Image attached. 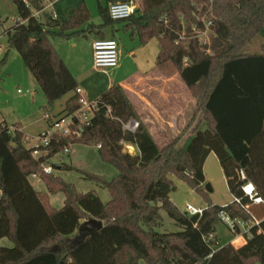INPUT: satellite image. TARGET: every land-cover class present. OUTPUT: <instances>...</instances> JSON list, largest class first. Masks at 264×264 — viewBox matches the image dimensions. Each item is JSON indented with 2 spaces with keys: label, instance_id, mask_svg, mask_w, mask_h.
Instances as JSON below:
<instances>
[{
  "label": "trees",
  "instance_id": "obj_1",
  "mask_svg": "<svg viewBox=\"0 0 264 264\" xmlns=\"http://www.w3.org/2000/svg\"><path fill=\"white\" fill-rule=\"evenodd\" d=\"M13 1L19 21L5 33L48 106L79 87L53 40L86 33L105 38V28L125 22L124 30L143 46L158 38L157 67L167 77L179 73L196 100L186 129L202 117L184 145L186 129L160 147L142 122L135 133L124 132L120 122L107 115L111 106L116 116L138 119L124 88L114 84L98 97L91 124L73 128L80 135L55 133L43 148L47 154L39 159L33 156L34 148L25 145L23 131L12 133L0 126V241L13 242L10 247L0 245V264H264V204L257 212L254 206L251 212L244 208L250 201L242 190L245 180L238 174L244 169L264 199V45L262 52L248 51L264 31V0H139L137 13L124 20H113L109 5L99 2L101 24L89 22L91 12L85 3L61 22L52 13L46 18L37 15L45 0ZM199 11L214 21L211 42L186 38L177 43L184 23L190 31ZM3 24L0 13V27ZM5 62L6 58L0 64ZM80 106L75 93L64 114ZM122 139L135 144L139 152L125 151ZM78 143L101 145V161L117 171L110 180L99 179L110 192L107 202L93 191L80 193L74 184L43 171L45 161ZM211 152L220 162L231 194L242 202L210 204L203 215L181 213L170 198L176 188L171 175L203 193L204 165ZM52 166L73 169L67 164ZM33 174L44 181L47 191L35 188ZM59 192L65 201L56 209L49 195ZM162 209L179 231H158L163 225ZM222 210L233 218L260 219L243 246L227 243L214 249L205 241L204 233L214 230L208 222L218 221ZM91 218L102 220L103 228L82 235L83 221Z\"/></svg>",
  "mask_w": 264,
  "mask_h": 264
},
{
  "label": "rangeland",
  "instance_id": "obj_2",
  "mask_svg": "<svg viewBox=\"0 0 264 264\" xmlns=\"http://www.w3.org/2000/svg\"><path fill=\"white\" fill-rule=\"evenodd\" d=\"M49 2V0L44 1V8L41 11L37 12L38 16L46 18L45 15L49 13ZM104 2L106 3L107 0H104ZM138 5L140 6L139 3ZM0 13L4 20L3 26L0 27V44L4 47V53L0 57V63L4 58H6V62L4 64H0V112L4 116L8 124L13 125L14 123L18 122L22 129L24 128L26 134L31 138H34L50 128L51 124L48 120L43 118V114L47 110H49L53 116L58 117L59 103L62 102L68 94L62 96L57 100L56 108V104L53 106L47 105V99L44 92L36 82L33 74L26 68L20 53L10 46L8 34L5 33V31L14 24L13 19L17 14V8L14 1L0 0ZM98 13L99 9H97L96 7L93 12L94 20H96ZM124 23L125 22L116 23V30H114L113 35L110 33L112 32V30L108 29L111 36L118 40L119 46L122 51L119 56V66L113 69H109L107 71L108 74L98 73L93 68L94 64L92 57V47L91 43L88 42V39H91V36L88 35V38L86 36H80L78 38L77 54H75V56H78L80 58L81 64L83 66L82 68L84 71H86L88 76L100 77L105 81L110 78L113 82L117 83L123 79H127L134 72V70L136 69V60L132 55L130 56L129 53L132 51L135 45H140V42L137 37L132 39L130 33L122 30V26ZM72 39L73 37L70 38L69 42L66 43L70 45L69 43L72 42ZM153 43L154 41L152 42V45ZM262 45H264V31L248 48V51H259L261 50ZM61 50L62 54L68 60V50H66L67 52L64 49ZM72 52L70 53L71 57L74 56V53ZM142 53L139 56L142 57ZM139 56H137V58H139ZM69 63L76 71L77 67L76 65H73L71 59H69ZM177 74L178 73H175L172 76H175ZM29 79H33L34 82H30ZM174 86L175 83H159V80H156V78L154 77L133 81V85L130 92L128 93V97L134 104V106H138L140 108L138 119L143 122L144 118H148L150 112L149 110H147V107L145 108V104H149L148 100H154L156 102L159 93L162 92L163 96L166 95V93H168L169 95ZM18 89H21L22 93H19ZM27 90L32 91V93H28ZM189 98L190 118L193 114V108L195 106V102L192 99V94L190 91ZM141 103L144 105L143 108H141ZM63 108L65 109L66 105ZM198 117L201 118L202 114H200ZM41 125L45 127L42 130L40 129L42 128ZM31 142L34 143L36 141L35 139H32ZM24 143L26 146H30V144L26 142L25 137ZM126 149L128 150V148ZM129 150L133 151L132 153H134V150H132V148H130ZM63 161L65 163H68L69 165H73L75 168L71 170H60L59 168L55 167L53 172L55 175L60 176L66 182L74 184L77 191L80 193L93 191L104 202H107L110 199L111 196L109 190L102 185V182H100L99 178H97L95 175L101 167H105L108 171H113L114 173H117V171L112 166H108L101 161L97 145H95L94 143L72 144L70 155L60 154L59 156H55L49 159L48 162L51 165H60L63 164ZM204 171L206 181L204 184L203 193L198 192L191 184L179 178L178 176L171 175V179L174 181L176 188L170 194V198L173 204L178 207L181 213H185V207L188 203L197 207L208 208L210 204L226 206L234 201V197L228 188L223 169L214 152H211L206 159ZM110 179H112V175H109L108 180ZM31 180L38 188L41 187V182L38 183L35 181V179ZM207 184H210L212 188L211 191L206 189ZM49 198L51 204L56 209H60L65 201V196L61 192L50 194ZM161 214L163 217V225L158 228V231L176 232L180 230V227L168 215L166 210L162 209ZM214 223H217L216 234L221 241L220 246L232 242V239L235 237V235L230 230V228L224 222L216 221ZM0 245L10 247L13 246V242L9 238H3L0 241ZM140 264L144 263L141 261Z\"/></svg>",
  "mask_w": 264,
  "mask_h": 264
},
{
  "label": "crops",
  "instance_id": "obj_3",
  "mask_svg": "<svg viewBox=\"0 0 264 264\" xmlns=\"http://www.w3.org/2000/svg\"><path fill=\"white\" fill-rule=\"evenodd\" d=\"M117 1H122V0H114L112 2L107 1L106 3L104 2V0H50L49 6H48V11H49V13H54L56 15V18L59 21L65 22L71 18V16L75 13L76 9L82 3H85L91 12V19L89 22H92L95 24H101V23H103V18L99 13H98L96 20L93 19L94 18L93 12H94L96 7H97V9H99V6H98L99 2H101L103 5H106V4L110 5L111 3L117 2ZM138 1L139 0H137L136 2L138 3ZM124 25H125V23L122 26V30H124V28H123ZM87 26H88V23L84 24L82 26V28H85ZM108 29L112 30V32H110V33L113 35L114 30H116V24L113 27H107L104 29L105 38L116 39V38L111 36ZM72 32H74V31H68L69 34ZM125 32H127V31H125ZM127 33H130V32H127ZM88 35L91 36V39H88V42L91 43V47H92L93 42L96 39L101 38V35H99L97 33H86L84 35L83 34H76V35H73L69 38L68 37H60V38L53 40V44H54L55 48L57 49V51L59 52V54L61 55L64 62L67 64V66L71 70V72L73 73L75 79L78 82L79 87H81L84 90L85 94L91 99H96V98L100 97V95H102L105 91H107L112 85L119 84L124 88L125 92L128 95V93L130 92L131 87L133 85V81H136L138 79H147L149 77L156 78V80H159V83H163V82L166 84H171V83L174 84L175 83V86L173 87V89L169 95H168V93H166V95L163 96L162 92H161V93H159V95L156 99V102L154 100H148L149 104H145V108L147 107V110H149L150 114H149L148 118H144V121L142 123L146 125L149 132L151 133V135L153 136V138L155 139V141L157 142V144L160 147L166 145L167 143H169L171 140H173L177 136L183 134L184 130L186 129V127L190 123L192 116H193V114H192V116L189 118V111H190V108H189V104H190L189 89H188L187 85L183 82L181 75L179 73L175 76L167 77V76L163 75L161 73V71L159 70V68L157 67L156 61H157L158 54L160 52V43H159L158 38H156V37L153 38L149 43H147L144 46H140L141 44L140 45L138 44V45H135L133 47V49L129 53V55L130 56L132 55L134 57V59L136 60V69L127 79H123V80L115 83L110 78L107 79V81H105L104 79H102L100 77L88 76L86 71H84L82 68L83 66L81 64L80 58L78 56H75V54H77L78 38L80 36H84V37L86 36L88 38ZM72 37H73L72 42H70L69 43L70 45H68V43H66V42H69L70 38H72ZM132 39H134V38H132ZM153 41H154V43L152 45ZM61 49H64L65 51L68 50V52L66 51L67 53H69L68 58L72 60L73 65H76V67H77L76 71L74 68H72L71 64L69 63V59L67 60V58H65V56L62 54ZM119 49H120V54H121L122 51H121L120 46H119ZM262 49L259 51L256 50V52H262L263 51ZM142 51H143V53H142ZM71 52L74 53L73 57H71V54H70ZM141 53H142V57L139 56ZM137 56H139V58H137ZM92 57H93V48H92ZM93 68L98 73L108 74V72H102L100 70H97L94 66H93ZM29 80H30V82H34L33 79H29ZM30 93H32V91ZM75 93H76L75 91L68 93L67 97H65L63 99V101L59 103V108H58L59 109V115L64 114L66 108L64 109L63 107H65L68 99L72 95H74ZM192 99L194 100L195 106H196V100L193 97H192ZM56 102H55V104H56ZM64 103H65V105H64ZM141 105H142L141 108H143L144 105L142 103H141ZM195 106H194L193 110H195ZM56 107H57V104L55 105V108ZM134 108L137 112V115L139 116L140 108L138 106H134ZM193 113H194V111H193ZM43 118H44V116H43ZM200 120H201V118L199 117L198 120L194 123V125L191 128H189L188 130L186 129V131L184 132L185 135H184V138L181 142V145H184L187 142L188 138L192 135L194 128L197 126V124L200 122ZM14 124L19 125L18 122L14 123ZM19 127L22 129V127L20 125H19ZM41 127H42V128H40L41 130L45 128L42 125H41ZM22 130H23V132H25L24 128ZM25 134H26V132H25ZM131 144L133 145V147L130 146V148H132V150H134V154H136L138 152V148L135 144H133V143H131ZM97 148H99V147L97 146ZM63 164L69 165L68 163H65L64 161H63ZM69 166H71L72 168H75L73 165H69ZM108 166H110V165H108ZM204 167H205V165H204ZM59 169L62 170L61 168H59ZM96 173H97L95 175L96 177H97V175H105L106 176L105 180H108L109 175H112V178H113L117 174V173H114L113 171H108L107 168H105V167H101L98 170V172H96ZM31 179H35V181L38 183L41 182V185H40L41 187L38 188L35 185V183H33V181L31 180V182L33 183V185L35 186V188L37 190L46 191L47 188H46L45 184L43 183V181L39 177H36V178L31 177ZM261 207L262 206H259V205L254 206V211L261 210L262 209ZM208 224L214 229L215 232L217 231V228H216L217 223L209 221ZM233 240H234V238L232 239V241ZM220 243H221V241L218 238V244H219L217 246L218 248L222 247V246H220L221 245ZM229 243H233V242H229ZM245 243L246 242L242 241L241 239H238L237 243L234 241L233 245L236 247H241Z\"/></svg>",
  "mask_w": 264,
  "mask_h": 264
},
{
  "label": "built area",
  "instance_id": "obj_4",
  "mask_svg": "<svg viewBox=\"0 0 264 264\" xmlns=\"http://www.w3.org/2000/svg\"><path fill=\"white\" fill-rule=\"evenodd\" d=\"M138 10H139V6L135 0L117 1L109 5L110 17L113 20L128 19L131 16L135 15ZM52 15L54 18H56V15L54 13H52ZM196 19H197V23H194L190 26L191 28L190 31L187 30V25H185L184 23V28L180 34L179 40H177V43L180 40L186 38L188 39L196 38L199 41L206 44L207 43L209 44L211 42V38L213 35L212 26L214 24L213 19L210 18L207 14L201 13L200 11L197 12ZM18 21L19 18L14 17L13 22L16 23ZM92 48H93V64L97 70H100L102 72H107L109 69L118 67L120 49H119V42L116 39L98 38L93 42ZM3 53H4V47L3 45L0 44V57L3 55ZM18 92L22 93L21 89H18ZM27 92L30 93L31 91L27 90ZM76 93L79 94L80 96L81 106L79 107V109H77L73 113L62 114L59 115L58 117L53 116L52 113L49 110H47L43 114V116L51 124L48 130L40 133L38 136L34 138H31L24 132L25 134L24 137L26 138V142L30 144V146L28 147L34 148L33 156L36 159H39L41 156L47 154V151H45L43 148L47 147L50 144L52 137L55 133H58L60 135H69L70 133L74 132L77 133V135H80V132L77 129H73V128L76 127L83 128L91 124V121L98 109L99 99L89 98L81 87H78L76 89ZM107 115L111 119L120 122L124 132L135 133L141 126V121L135 117L125 120L119 116H116L111 106H108L107 108ZM0 126H2L3 128H8L9 132L12 133L15 132L17 129L23 131L20 127H16L14 124L13 125L8 124L4 116L1 114V112H0ZM32 139H35L36 142L32 143L31 142ZM121 144L123 145L125 151L134 154L132 153L133 151L129 150L130 146L133 147L131 143L122 139ZM100 146L101 145H99L98 147ZM126 148H128V150ZM71 149H72V145L66 146L61 152V154L69 155ZM42 167H43V171L47 174H51L54 172V167L49 162L45 161L42 164ZM238 174L242 180H245V183L242 186V190L244 196H246L250 201V203L246 204L244 208L248 212H251L250 207L255 205H263L264 199L259 194V191L256 188L255 184L251 180H248L247 174L244 169H240ZM32 177L36 178L39 176L38 174H33ZM234 202L241 204L242 199L240 197H234ZM204 211L205 208L197 207L190 203H188L185 207V213H187L190 216L203 215ZM218 218H219L218 221L224 222L234 233L235 237L234 240L232 241L233 242L232 244H234V241L237 243L238 239L247 242L248 238L252 237V228L255 225L260 224V219L258 218H252L250 220L233 218L225 210L219 212ZM204 239L214 249L218 248L217 247L219 245L218 237L214 230L204 233ZM210 256H212V254H210L209 257Z\"/></svg>",
  "mask_w": 264,
  "mask_h": 264
},
{
  "label": "water",
  "instance_id": "obj_5",
  "mask_svg": "<svg viewBox=\"0 0 264 264\" xmlns=\"http://www.w3.org/2000/svg\"><path fill=\"white\" fill-rule=\"evenodd\" d=\"M97 177L102 180L106 179L105 175H97ZM206 189L209 191L212 190L210 184L206 185ZM103 226H104V223L102 220H99L97 218H91L82 223L80 227V232L82 235L87 234V233H92L94 231L102 229Z\"/></svg>",
  "mask_w": 264,
  "mask_h": 264
}]
</instances>
